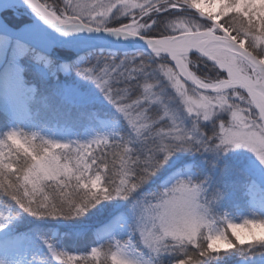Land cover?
Masks as SVG:
<instances>
[{"label":"snow or ice","instance_id":"1","mask_svg":"<svg viewBox=\"0 0 264 264\" xmlns=\"http://www.w3.org/2000/svg\"><path fill=\"white\" fill-rule=\"evenodd\" d=\"M24 3L65 36L138 38L147 51L121 59L101 53L71 66L116 109L112 130L67 142L16 128L0 134V194L8 198L0 200V230L13 220L15 206L34 217L70 219L104 201H127L132 219L115 215L102 230L106 239L86 253L57 250L45 240L57 264H162L161 255L172 252L174 264H207L237 249L264 264V251L257 252L264 249V232L216 227L231 221L213 215L229 195L215 164L203 179L177 172L137 196L180 151L218 156L245 148L264 164V0ZM17 46L21 54L34 51ZM244 222L264 224V218Z\"/></svg>","mask_w":264,"mask_h":264},{"label":"rangeland","instance_id":"2","mask_svg":"<svg viewBox=\"0 0 264 264\" xmlns=\"http://www.w3.org/2000/svg\"><path fill=\"white\" fill-rule=\"evenodd\" d=\"M41 1L43 2V0ZM56 3L63 6L62 0H56ZM163 15L167 16V13ZM2 16L14 26L20 27L33 20L35 14L26 5H18L6 8L2 12ZM164 23L166 24L167 21ZM2 37L6 39L3 44L7 48L8 55L15 61L16 79L11 84L23 87L24 90L18 99L21 108L17 111L15 110L17 101L6 92L0 91V112L8 114L11 118V120L7 119V124L0 125V134L4 133L3 129L1 132L3 126L7 128L5 130L7 131L10 128L20 129L19 125L23 124L25 132L29 134L37 132L46 138L62 142L85 141L97 134H104L116 126L115 121L119 116L116 109L106 100L93 82L79 77L71 66L81 57L94 59L101 53H114L117 59H121L126 54L141 51L121 53L105 47V42L93 44L82 52H75L74 48H65L64 46H56L53 51H42L27 44V47L34 51L21 54V49L17 46L18 39L4 34ZM37 55L46 57L47 61H51V63L37 60ZM3 64L4 60L0 58V72L4 69ZM64 64L69 65L68 70L62 68ZM24 67L35 73L36 77L34 78H36L37 84L39 83V88L43 90L40 95L35 96L37 91L35 84L27 83L23 73ZM204 70L211 74L209 69L205 68ZM32 79L28 80L32 81ZM172 91L174 93V90ZM50 109H55L64 115H60L61 118H59V114L54 115V118H50L51 121H47L45 117ZM82 111H88L91 115L89 119L91 123L83 128H75L63 121L66 119V113L80 114ZM107 112H113L112 117L106 116ZM35 114L38 115L39 120H35ZM94 115H96L95 119ZM62 117L65 118L62 119ZM185 122L189 126L191 125L190 118ZM213 164H215L217 173L223 171L220 181L226 184L229 190V195L214 208L213 215L216 217L227 215L237 222L245 217L264 218V164L245 148L233 149L227 153L221 152L218 156L215 153L177 152L165 168L141 189L137 196L159 189L168 177L177 172L195 174L197 179H203L213 171ZM7 199V197L0 196V200L6 201ZM240 203L247 207L236 209L235 207ZM129 208L130 205L127 201H104L96 208L91 209L86 216L65 219L34 217L15 206L13 220L4 230H0V235L4 236L3 238L0 236V261H4L5 264H57L44 243L45 240L53 244L57 250L86 253L99 241L106 239V233L102 230L111 225L114 216L122 212L129 214ZM129 219H132L130 214ZM94 233L96 235H93ZM118 235L126 238L128 232L121 231L118 232ZM260 251H264V249H257V252ZM177 258L178 254L172 252L162 254L160 260L162 264H174ZM261 259L262 257L259 255L253 259L247 251L237 249L227 254H221L219 259H208L207 264H259Z\"/></svg>","mask_w":264,"mask_h":264},{"label":"bare ground","instance_id":"3","mask_svg":"<svg viewBox=\"0 0 264 264\" xmlns=\"http://www.w3.org/2000/svg\"><path fill=\"white\" fill-rule=\"evenodd\" d=\"M18 5H26L28 7V5L26 3H24V0H15L14 6L12 3V0H0V17L5 19V21H7L13 27L19 28L22 32L27 33L28 36H30V38L42 43V45H44V46H43V49L34 47V46L30 45L29 42L26 40L18 39L17 37L9 35L8 31L5 28H3L2 26H0V58H2L4 60V64H3L4 69L0 72V91L2 90L3 92H6L8 95H11L17 101V105L15 106L16 111L20 110V108H21V106L18 104V99L21 97L22 91L24 90V88L23 87H17L15 85L11 84V82L15 81V79H16V76H15L16 67H15L14 59L8 55L7 48L3 44L4 41L6 40L5 38L2 37L3 34L8 36V37H13L15 39H18L19 42H21L22 44H24L26 46L30 45L33 48L38 49V50H42V51H47V50L53 51V48H55L56 46H60V47L64 46L65 48L66 47L67 48H74L76 50V51L74 50L75 52H77V51L82 52L87 47H90L93 44L105 43L104 39L103 38L101 39V37H90V36L87 37V36H79L80 34H76V36L74 37V40L73 39L67 40V41H64L62 44H59V45H56V46H53L52 48H50L49 47L50 41L53 40L55 37L56 38L60 37L61 34H58L56 30H54L50 26L44 24V22L41 21L36 15L34 16L33 20L22 24L20 27L14 26L4 16H2V12L6 8L16 7ZM75 52H74V55H76ZM23 73H24L25 79H26L28 84H35L36 85L37 91L35 93V96L38 94L40 95L43 92V90L41 88H39V83L37 84V80H36V78H34V77H36L35 73H32L29 69L26 70V67H24ZM28 79H32V81H29ZM33 108H35V107H33ZM35 109H37V108H35ZM58 112L59 111H55V109H52V110L50 109V111H48L47 116L45 118L47 119V121H51L50 118H54L53 117L54 115H58V114H59V116L64 115L61 112H59V113ZM112 113L113 112H107V113H105V115L112 117ZM66 114L67 115L65 117L68 120L72 117H75V116L79 117V119H77L73 125L70 124L71 126H73L75 128L81 129L84 126H86L87 124L91 123V121H89V119L91 118V115H90V113H88V111H82V113H80V114H78V113L77 114L66 113ZM87 115H90V116H87ZM93 117L95 119L96 115H94ZM93 117H92V119H93ZM7 119L11 120L10 116L8 114H2L0 112V125L1 126L6 123ZM35 120H39V117L36 114H35ZM19 126H20V129L25 131V125L21 124ZM6 129L7 128L5 126H3V128H1V132L2 131L5 132ZM246 207H247V205L240 203V205H237L235 208L238 209V208H246ZM1 237L3 238L4 236H1Z\"/></svg>","mask_w":264,"mask_h":264},{"label":"water","instance_id":"4","mask_svg":"<svg viewBox=\"0 0 264 264\" xmlns=\"http://www.w3.org/2000/svg\"><path fill=\"white\" fill-rule=\"evenodd\" d=\"M0 26L5 28L8 31L9 35L17 37L18 39L26 40L29 42L30 45L43 49L44 45H42V43L30 38V36H28L27 33L22 32L19 28L13 27L2 17H0ZM57 33L61 34L59 32ZM78 34H80L79 36L101 37L106 42L105 47H108L115 51H120L121 53H128L133 51H147L146 43L142 40H139L138 38H129V39L117 38L105 32H91V33L81 32ZM75 36L76 34L71 36H65L61 34L60 37L58 38L55 37L53 40L50 41L49 47L52 48L53 46L62 44L64 41L67 40H72V39L74 40Z\"/></svg>","mask_w":264,"mask_h":264},{"label":"clouds","instance_id":"5","mask_svg":"<svg viewBox=\"0 0 264 264\" xmlns=\"http://www.w3.org/2000/svg\"><path fill=\"white\" fill-rule=\"evenodd\" d=\"M231 223L230 224H225L222 220L217 222L216 227L219 229H224L227 228V230L229 231V233H231L232 231H236L238 234L239 233H252V232H264V224H256V223H249V224H245V219H247V217L243 218L242 220H240L239 222L229 218Z\"/></svg>","mask_w":264,"mask_h":264},{"label":"trees","instance_id":"6","mask_svg":"<svg viewBox=\"0 0 264 264\" xmlns=\"http://www.w3.org/2000/svg\"><path fill=\"white\" fill-rule=\"evenodd\" d=\"M59 118H61V117H59ZM63 118H65V117H63ZM63 118H62V119H63ZM81 118H82V117H81ZM77 119H79V117L75 116V117L70 118L69 120H68V119H63V121L66 122V123H69V124L73 125ZM0 196L3 197V198H6V197H4L2 194H0ZM32 228H33V227H32ZM91 246H92V245H91Z\"/></svg>","mask_w":264,"mask_h":264}]
</instances>
